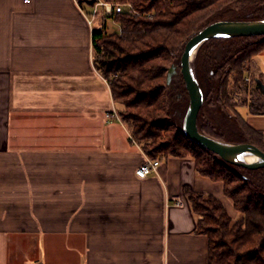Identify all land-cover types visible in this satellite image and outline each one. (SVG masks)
<instances>
[{
  "label": "crops",
  "instance_id": "0c3cea01",
  "mask_svg": "<svg viewBox=\"0 0 264 264\" xmlns=\"http://www.w3.org/2000/svg\"><path fill=\"white\" fill-rule=\"evenodd\" d=\"M88 6L0 0V264H206L186 188L223 187L192 157L137 174L150 157L107 116Z\"/></svg>",
  "mask_w": 264,
  "mask_h": 264
},
{
  "label": "trees",
  "instance_id": "16d2710c",
  "mask_svg": "<svg viewBox=\"0 0 264 264\" xmlns=\"http://www.w3.org/2000/svg\"><path fill=\"white\" fill-rule=\"evenodd\" d=\"M78 1L94 5L89 3L90 0ZM104 1L128 2L133 6L112 14H106L102 7L99 26L93 31L95 65L109 80L115 102L124 103L131 110L123 115V121L131 125L133 139L152 159L193 157L200 174L223 182L225 196L241 213L234 219L221 198L186 188L192 211L197 216V233L208 238L206 264H264V194L255 184L232 170L230 164L215 158L179 129L173 133L174 123L169 117L159 118L160 114L167 113L163 97L167 77L165 66L173 52L199 24L213 17L217 19L223 9L236 3L263 0ZM149 13L153 14L152 18ZM109 18L119 24L118 30L109 31ZM263 50L264 40L246 46L232 60L237 80L242 79L252 56ZM226 84L227 81L223 88ZM223 94H227L226 88ZM249 109L253 115L264 114V100L259 98ZM242 120L250 138L263 147L264 130L252 126L244 117ZM161 130L167 133L162 134ZM150 140L155 145L150 146ZM159 140L161 142L156 143Z\"/></svg>",
  "mask_w": 264,
  "mask_h": 264
},
{
  "label": "rangeland",
  "instance_id": "374dc122",
  "mask_svg": "<svg viewBox=\"0 0 264 264\" xmlns=\"http://www.w3.org/2000/svg\"><path fill=\"white\" fill-rule=\"evenodd\" d=\"M126 4H128V2ZM87 6L88 5H86V7ZM98 9L101 10L102 6H99ZM99 10L97 12L99 14L95 17L98 24L101 17ZM150 17L152 18L153 14ZM221 17L264 18V0L230 5V7L223 9L219 16H216L217 19L215 20H219L218 18L225 19ZM215 20L213 17V19L211 18L204 23L199 24V27H197L195 31L200 30L203 26ZM108 24L109 31L119 29V24L112 18L108 19ZM192 33L188 35L181 47L173 52L170 62L165 66L168 71L170 65L176 63L179 70L178 74L174 76L170 84L164 82L165 88L163 97L165 98V103L167 105V113L159 115V118L161 119L169 117L170 120L173 121V133L176 132V129H179V126L181 125V117L187 110L190 100L188 88L181 71V57L184 44ZM263 40L264 37L262 36L213 38L208 40L201 47L196 57V72L204 89L207 90V95L199 112L197 123L199 128L204 132L231 141H243L249 139L254 143L245 130L242 117L247 115V108L249 109L252 103L257 102L259 98L264 100V93L256 87V78H260L264 82V50L252 56L251 61L247 63L245 67L242 79H236L235 75L237 73L232 70V60L235 59V57L238 56L246 46ZM226 81L227 84L225 85V88L227 89V94H223L225 90L223 84H225ZM116 104L117 112L120 115L121 120H123V115L130 113L131 110L124 103L116 102ZM254 115L256 117L264 116V114ZM259 119H264V117H259ZM130 126H128L129 129ZM161 133L166 134L167 131L161 130ZM261 141L264 147V135ZM160 142L161 140L156 143ZM143 143L144 142H142L141 145H143ZM148 143H150V146L155 145L153 140L148 141ZM159 154L162 155V153ZM211 155L217 158L216 155L212 153ZM230 167L245 180L251 181L255 184V186L264 194V168H242L234 165H231ZM220 183L224 190L223 182L220 181ZM220 196L224 199L221 200H223L232 217L234 219L240 217L241 213L234 208L232 200L226 197L225 194L224 196ZM39 263L41 262L35 264Z\"/></svg>",
  "mask_w": 264,
  "mask_h": 264
},
{
  "label": "water",
  "instance_id": "95a60500",
  "mask_svg": "<svg viewBox=\"0 0 264 264\" xmlns=\"http://www.w3.org/2000/svg\"><path fill=\"white\" fill-rule=\"evenodd\" d=\"M94 1L90 0V3L92 4ZM238 36L264 37V18L215 20L193 32L185 42L181 57V71L190 100L187 110L181 117L179 130L225 163L242 168H264V147L258 146L249 139L231 141L212 136L200 129L197 123L199 112L207 95V90L204 89L196 72L197 54L210 39ZM178 72V65L172 63L167 71V84L171 83ZM256 87L264 93V82L260 78H256Z\"/></svg>",
  "mask_w": 264,
  "mask_h": 264
},
{
  "label": "built area",
  "instance_id": "2783aa9c",
  "mask_svg": "<svg viewBox=\"0 0 264 264\" xmlns=\"http://www.w3.org/2000/svg\"><path fill=\"white\" fill-rule=\"evenodd\" d=\"M93 5V10H92V17H91V22L94 21L97 12H98V8L99 6L104 7V11L106 14H112V13H119L122 12L125 7H133L131 3L128 4H122V3H114V2H109V1H104V0H95ZM134 12L136 14H139L137 11L134 10ZM149 16H151L152 14H148ZM108 117H115L120 119V115L118 114L116 109H113L110 113H107ZM161 161L160 159H152V158H148L147 161L142 164L137 170V174L140 177H145L148 174L157 171L159 165H160ZM177 203L178 204H182L183 200L181 199H177Z\"/></svg>",
  "mask_w": 264,
  "mask_h": 264
}]
</instances>
